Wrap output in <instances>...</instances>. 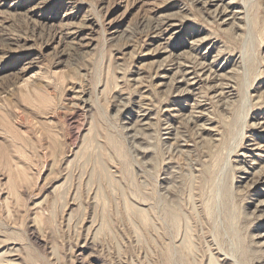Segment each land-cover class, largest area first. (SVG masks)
Returning <instances> with one entry per match:
<instances>
[{"label":"rangeland","instance_id":"obj_1","mask_svg":"<svg viewBox=\"0 0 264 264\" xmlns=\"http://www.w3.org/2000/svg\"><path fill=\"white\" fill-rule=\"evenodd\" d=\"M209 250L264 264V0H0V264Z\"/></svg>","mask_w":264,"mask_h":264},{"label":"bare ground","instance_id":"obj_2","mask_svg":"<svg viewBox=\"0 0 264 264\" xmlns=\"http://www.w3.org/2000/svg\"><path fill=\"white\" fill-rule=\"evenodd\" d=\"M248 14V13H247ZM247 99H249L248 98V95H247V97H246ZM244 106H246V102H245V105ZM244 117H245V114H244ZM246 119H247V117H245ZM246 119L245 120H243V122H242V124H241V129H240V131H238L237 132V135H236V139H235V143H233V145L226 151V153H225V167H228L229 166V163H230V158H231V155H232V153L233 152H235L236 151V149L241 145V141L243 140V138H244V134H245V131H244V129H245V127H246V124H247V122H246ZM109 174V173H108ZM111 177V176H110ZM195 185V184H194ZM193 188V187H192ZM195 188V187H194ZM193 188V189H194ZM194 191V190H193ZM191 192V191H190ZM195 192V191H194ZM191 193H193V192H191ZM194 194V193H193ZM191 195V194H190ZM190 195H189V197H190ZM195 195V194H194ZM138 198V197H137ZM140 198V197H139ZM196 198H197V196H196ZM145 199V198H144ZM189 199V198H188ZM194 199H195V197H194ZM200 201V200H199ZM193 202H195V201H193ZM140 203H142V202H140ZM128 205V204H127ZM201 205V204H200ZM196 209H195V207H193V205H192V207H193V209H195L196 211V217H198L199 219H201L202 220V214H203V212H202V206H199L198 205V200L196 199ZM129 207H131V210H133L134 208L136 209V210H138V212H140V213H144L146 210H144L143 208H139V207H136L134 204H129ZM202 208V209H201ZM130 210V209H129ZM168 210V209H167ZM149 211V210H148ZM136 213V212H135ZM187 214V213H186ZM171 216V215H170ZM176 216V215H175ZM172 217V216H171ZM175 218V217H174ZM173 218V219H174ZM185 218H188V217H185ZM179 220V219H178ZM204 220V219H203ZM149 222H152V221H149ZM174 222V221H173ZM175 222H176V220H175ZM205 222V221H204ZM189 223V222H188ZM197 223V222H196ZM175 224V223H174ZM196 226H197V224H196ZM205 225H204V223H203V227H204ZM197 228H198V226H197ZM205 228V227H204ZM188 229H189V227H188ZM205 231H206V229H205ZM204 232V231H203ZM186 233V232H185ZM186 236H187V234H186ZM190 236V235H189ZM180 237V236H179ZM191 238V237H190ZM198 238H201V237H197V235H196V254H198L199 252H200V247H199V242H200V240L198 239ZM206 238V237H205ZM207 239V238H206ZM186 241V240H185ZM199 241V242H198ZM201 241L203 242V240L201 239ZM189 242V241H188ZM200 244H202V243H200ZM212 244V243H211ZM211 244H208V245H210L211 246ZM218 244V243H217ZM190 245V244H189ZM191 245H192V243H191ZM219 245V244H218ZM202 246H205V245H202ZM214 246V245H213ZM193 247V246H192ZM191 247V248H192ZM190 248V249H191ZM214 248V247H213ZM204 249H205V247H204ZM204 249H203V251H204ZM210 249H212V248H210ZM217 249H218V247H217ZM216 249V250H217ZM223 249H224V247H223ZM210 251V250H209ZM215 251V250H214ZM213 250L212 251H210L209 253H207V258H206V261H205V259L204 258H202V254H199L200 255V257H199V255L196 257V264H226V263H224V259L225 258H222V257H220L219 255H217V254H215V252H214ZM198 252V253H197ZM219 252V251H218ZM221 253V252H220ZM222 254V253H221ZM204 257V256H203ZM226 257V256H225ZM236 257V256H235ZM199 258V259H198ZM237 258V257H236ZM234 259V261H232V262H234V264H239V261H238V259ZM198 260H199V262H198ZM226 261V260H225Z\"/></svg>","mask_w":264,"mask_h":264}]
</instances>
